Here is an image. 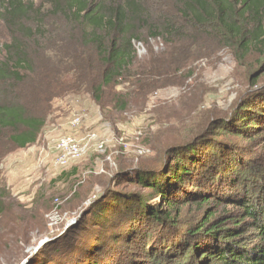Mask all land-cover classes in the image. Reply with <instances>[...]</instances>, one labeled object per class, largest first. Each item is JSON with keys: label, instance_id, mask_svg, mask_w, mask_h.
<instances>
[{"label": "rangeland", "instance_id": "rangeland-1", "mask_svg": "<svg viewBox=\"0 0 264 264\" xmlns=\"http://www.w3.org/2000/svg\"><path fill=\"white\" fill-rule=\"evenodd\" d=\"M23 1L34 4L25 24L39 31L24 42L32 71L23 72L27 79L21 84H0V100L24 106L45 127L26 149L9 142V133L0 134V264H78L73 244L80 249L86 243L81 238L103 240L111 233L99 226L102 204L96 201L103 198L104 204L111 191H121L149 203L150 192L135 183L133 173L159 170L171 151L227 119L264 87V76L257 86L252 80L263 61L254 52L238 59L189 28L175 26L181 33L170 43L143 29L127 77L103 86L105 69L94 46L83 40L89 31L60 15L55 0ZM146 1L156 24L181 17V0ZM11 38L0 21V49ZM75 119L81 123L74 126ZM66 136L75 137L85 154L57 165V146ZM261 152L260 147L251 156ZM185 216L193 219L189 210Z\"/></svg>", "mask_w": 264, "mask_h": 264}, {"label": "trees", "instance_id": "trees-1", "mask_svg": "<svg viewBox=\"0 0 264 264\" xmlns=\"http://www.w3.org/2000/svg\"><path fill=\"white\" fill-rule=\"evenodd\" d=\"M53 4L67 21L89 31L83 40L94 46L105 69L103 86L127 77L140 31L147 29L152 37L170 43L181 33L175 26L212 37L238 59L257 53L263 64L252 75L253 84L264 76V0H181L179 20L157 24L151 21L153 8L146 0ZM33 5L0 0V21L12 35L11 43L0 49L5 51L0 84H21L27 79L23 72L32 71L24 42L39 36L38 29L25 24ZM249 98L197 141L171 151V159L159 170L133 173L135 183L150 192L149 203L142 195L121 191H111L104 204L103 198L97 200L102 204L99 226L111 233L103 240L81 238L79 243H86L80 249L73 244L78 264H264V87ZM118 103L126 109L123 98ZM44 127L45 121L24 106L0 100V134L9 133V142L19 149L34 145ZM252 146L257 149L250 150ZM260 147L262 152L252 157ZM187 210L193 217L189 222Z\"/></svg>", "mask_w": 264, "mask_h": 264}, {"label": "built area", "instance_id": "built-area-1", "mask_svg": "<svg viewBox=\"0 0 264 264\" xmlns=\"http://www.w3.org/2000/svg\"><path fill=\"white\" fill-rule=\"evenodd\" d=\"M80 119H75L73 125L80 124ZM57 165L65 166L70 161L79 160L85 154L81 143L73 136H66L59 141L57 146Z\"/></svg>", "mask_w": 264, "mask_h": 264}, {"label": "water", "instance_id": "water-1", "mask_svg": "<svg viewBox=\"0 0 264 264\" xmlns=\"http://www.w3.org/2000/svg\"><path fill=\"white\" fill-rule=\"evenodd\" d=\"M74 222H76V221H74ZM71 224H73V223H71Z\"/></svg>", "mask_w": 264, "mask_h": 264}]
</instances>
